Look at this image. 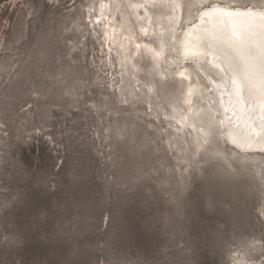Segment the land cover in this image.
I'll list each match as a JSON object with an SVG mask.
<instances>
[{
	"label": "rangeland",
	"instance_id": "374dc122",
	"mask_svg": "<svg viewBox=\"0 0 264 264\" xmlns=\"http://www.w3.org/2000/svg\"><path fill=\"white\" fill-rule=\"evenodd\" d=\"M226 2L0 3V264H264V153L190 127L171 48Z\"/></svg>",
	"mask_w": 264,
	"mask_h": 264
},
{
	"label": "bare ground",
	"instance_id": "6f19581e",
	"mask_svg": "<svg viewBox=\"0 0 264 264\" xmlns=\"http://www.w3.org/2000/svg\"><path fill=\"white\" fill-rule=\"evenodd\" d=\"M228 3L197 10L171 48L178 74L189 85L186 122L202 137L216 131L233 152L256 155L264 153V5ZM189 63L203 83L198 76L189 80Z\"/></svg>",
	"mask_w": 264,
	"mask_h": 264
},
{
	"label": "trees",
	"instance_id": "16d2710c",
	"mask_svg": "<svg viewBox=\"0 0 264 264\" xmlns=\"http://www.w3.org/2000/svg\"><path fill=\"white\" fill-rule=\"evenodd\" d=\"M4 0H0V3H2Z\"/></svg>",
	"mask_w": 264,
	"mask_h": 264
},
{
	"label": "flooded vegetation",
	"instance_id": "af4514ba",
	"mask_svg": "<svg viewBox=\"0 0 264 264\" xmlns=\"http://www.w3.org/2000/svg\"><path fill=\"white\" fill-rule=\"evenodd\" d=\"M234 5V4H233Z\"/></svg>",
	"mask_w": 264,
	"mask_h": 264
},
{
	"label": "water",
	"instance_id": "95a60500",
	"mask_svg": "<svg viewBox=\"0 0 264 264\" xmlns=\"http://www.w3.org/2000/svg\"><path fill=\"white\" fill-rule=\"evenodd\" d=\"M235 155V154H234Z\"/></svg>",
	"mask_w": 264,
	"mask_h": 264
}]
</instances>
